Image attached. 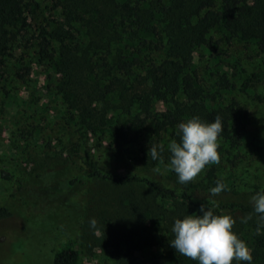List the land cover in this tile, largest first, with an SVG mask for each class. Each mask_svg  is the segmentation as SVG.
<instances>
[{
  "label": "trees",
  "instance_id": "trees-1",
  "mask_svg": "<svg viewBox=\"0 0 264 264\" xmlns=\"http://www.w3.org/2000/svg\"><path fill=\"white\" fill-rule=\"evenodd\" d=\"M48 1L61 10V18H44V24L33 26L42 10L41 0H0V70L14 66L15 57L20 66L14 74L23 78L27 55L32 54L39 66L47 68L49 79L59 77L55 89L65 107L61 119L80 134L107 135L123 157L168 165V145L179 141L180 122L194 116L204 122L219 116L222 122L220 160L205 166L200 182L169 187L139 173H94L120 185L143 184L154 197L182 204L172 212L161 203L139 208L136 231L125 235L120 248V263L127 264L134 252L157 249L161 255L150 258L149 264H198L170 245L171 227L175 219L199 211L204 204L217 215L239 214L234 231L251 249L253 264H264V228L257 233V214L250 200L264 191L263 162L252 156L256 148L264 152V126L253 130L251 155L228 166L226 155L241 150L248 140L250 118L240 115L236 105L221 101L236 91L235 75L224 69L218 54L212 56L221 41L235 40L264 53V0ZM216 33L220 40H215ZM201 50L209 53L211 71L206 73L215 77L211 90L199 72ZM134 69L143 72L138 83L132 82ZM132 87L135 92H130ZM121 114L128 116L126 122ZM260 116L264 122V111ZM153 144L164 146L162 159L148 157ZM72 150L80 154L78 146ZM225 170L230 175L226 180L221 176ZM217 180L226 189L213 196L210 189ZM12 214L10 207L0 204V220ZM245 216L250 219L243 223ZM79 262L80 250L72 239L53 251L52 264Z\"/></svg>",
  "mask_w": 264,
  "mask_h": 264
},
{
  "label": "rangeland",
  "instance_id": "rangeland-1",
  "mask_svg": "<svg viewBox=\"0 0 264 264\" xmlns=\"http://www.w3.org/2000/svg\"><path fill=\"white\" fill-rule=\"evenodd\" d=\"M41 5L33 26L44 24V18H61V10L52 2L41 0ZM220 37V33L214 35L215 40ZM217 54L224 69L235 75L236 83L229 100L221 101L236 105L240 115L250 118L248 140L241 150L226 155L228 166H232L251 155L253 130L264 126L259 117L264 111V53L235 40L231 44L221 41L212 56ZM199 55L202 82L211 90L215 77L206 73L211 71L209 53L201 50ZM34 58L27 55L23 78L14 74L20 66L14 63L15 57L14 66L0 70V204L13 212L10 218L0 220V264H52L53 251L68 239L80 250L79 264H121L117 257L125 235L133 236L136 231L139 208L161 203L172 212L182 204L154 197L143 184L120 185L94 173H139L169 187L179 184L177 175L166 164L123 157L107 135H83L63 122L65 107L55 89L59 77L49 79L47 68ZM134 74L132 82L138 83L143 72L134 69ZM135 90L132 87L130 92ZM130 102L125 101L126 108ZM122 114L126 122L128 116ZM75 146L80 150L77 156L72 150ZM252 156L257 163L263 162L264 168V152L256 148ZM203 175L204 169L193 181L200 182ZM221 176L226 180L230 175L225 170ZM227 214L235 220L240 216ZM93 217L97 220L95 229L88 223ZM160 255L157 249H148L132 253L126 262L149 264L150 258Z\"/></svg>",
  "mask_w": 264,
  "mask_h": 264
},
{
  "label": "clouds",
  "instance_id": "clouds-1",
  "mask_svg": "<svg viewBox=\"0 0 264 264\" xmlns=\"http://www.w3.org/2000/svg\"><path fill=\"white\" fill-rule=\"evenodd\" d=\"M179 141L168 145L170 152L168 167L175 172L181 184L192 181L206 165L218 163V137L222 132V122L217 116L212 122H204L192 117L177 125ZM163 145H151L148 157L162 159ZM226 189V185L217 180L210 193L215 196ZM253 211L257 214V233L264 228V191H257L250 197ZM249 216L241 218L246 223ZM89 227L96 228L97 220L88 221ZM235 219L228 215L214 214L211 207L202 204L199 214H187L174 220L171 231L174 238L170 245L176 252L196 260L198 264H253V255L247 243L234 231Z\"/></svg>",
  "mask_w": 264,
  "mask_h": 264
}]
</instances>
